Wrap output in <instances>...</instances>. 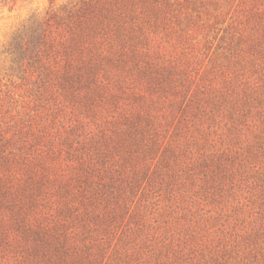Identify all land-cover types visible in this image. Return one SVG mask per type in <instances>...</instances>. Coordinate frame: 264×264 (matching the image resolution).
<instances>
[{
  "label": "trees",
  "instance_id": "16d2710c",
  "mask_svg": "<svg viewBox=\"0 0 264 264\" xmlns=\"http://www.w3.org/2000/svg\"><path fill=\"white\" fill-rule=\"evenodd\" d=\"M234 1L77 0L13 38L0 264H264V0Z\"/></svg>",
  "mask_w": 264,
  "mask_h": 264
},
{
  "label": "rangeland",
  "instance_id": "374dc122",
  "mask_svg": "<svg viewBox=\"0 0 264 264\" xmlns=\"http://www.w3.org/2000/svg\"><path fill=\"white\" fill-rule=\"evenodd\" d=\"M75 1L77 0H53L52 2L49 0H0V87L4 88L5 85L7 86L10 83L19 82L17 72H13V68L15 67L13 64L14 56L9 49L13 38L21 32L23 33V31L25 32V30H28L35 22L41 20L48 9H58L68 2L73 3ZM185 1L187 2L184 4L182 3L183 6L179 5V3ZM236 1L237 0L232 2L229 9L230 11L225 18V23H228L234 15L233 10L234 8L236 10ZM223 3L224 0H172V4L175 5V8L180 6L185 11H187V9H189V11H194L196 9V11L192 13L193 15L197 13L201 15L202 20L200 23H205L206 21L213 22V16L217 15V13L219 14L221 10H228V6H225V3L223 6ZM184 6H188V8L185 9ZM218 27H220V25H216V28ZM213 34V32H209V37H212ZM220 35L221 32H219L217 38L213 40L212 49L217 46L218 48L215 49L216 52L227 53L226 48H224L226 43H221L219 40ZM240 187V198L244 202L246 197L252 192L250 191V185H240ZM233 205H236V203L233 202L231 206ZM211 213L213 212L210 211V214ZM207 215H209V213H207ZM229 242L232 243V237ZM241 248V246L238 247L239 250H241Z\"/></svg>",
  "mask_w": 264,
  "mask_h": 264
}]
</instances>
